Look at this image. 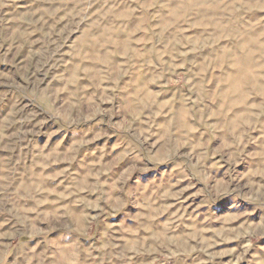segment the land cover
<instances>
[{
    "label": "rangeland",
    "instance_id": "obj_1",
    "mask_svg": "<svg viewBox=\"0 0 264 264\" xmlns=\"http://www.w3.org/2000/svg\"><path fill=\"white\" fill-rule=\"evenodd\" d=\"M0 264H264V0H0Z\"/></svg>",
    "mask_w": 264,
    "mask_h": 264
}]
</instances>
